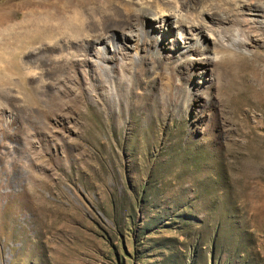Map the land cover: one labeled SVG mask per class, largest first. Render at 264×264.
Masks as SVG:
<instances>
[{"label": "rangeland", "instance_id": "1", "mask_svg": "<svg viewBox=\"0 0 264 264\" xmlns=\"http://www.w3.org/2000/svg\"><path fill=\"white\" fill-rule=\"evenodd\" d=\"M123 1L0 0V264H264V0Z\"/></svg>", "mask_w": 264, "mask_h": 264}, {"label": "bare ground", "instance_id": "2", "mask_svg": "<svg viewBox=\"0 0 264 264\" xmlns=\"http://www.w3.org/2000/svg\"><path fill=\"white\" fill-rule=\"evenodd\" d=\"M60 4H62L63 13L64 12H71L72 21L68 24V27L71 29L74 37L79 40L81 37L87 38V45L80 46V52L84 55L89 46L91 44L101 43L103 42L104 38L106 37L107 29L111 28L112 26H106L104 23L112 19V11L118 10L120 6L123 5L122 0H57ZM63 1V2H62ZM126 4H135L137 5V17L148 18L152 21L162 20L164 16L183 18L182 14L179 13V9L175 8L173 11H166L162 9L159 5L155 7V9L150 8L147 4L144 3V0H124ZM58 5V3H57ZM124 6V5H123ZM257 10L260 12H264V8L261 6L257 7ZM59 13V12H58ZM172 15H168V14ZM172 17V19H175ZM67 27V28H68ZM135 28V25L131 22H127L124 27L118 28L122 31V37H120L119 41H129L134 40L133 34L127 35V32H132ZM123 29V30H121ZM94 34V35H92ZM146 34V32H145ZM148 35V34H147ZM236 36H232L231 41L237 42V38L239 40L240 34L236 32ZM222 37V36H221ZM220 37V38H221ZM222 41H224L221 38ZM118 41V43H119ZM150 40H145V44L147 42L149 44ZM99 59L105 61L106 58L104 56H99ZM127 55H123L122 61L124 62L121 65V69L123 72H127L129 64L127 63Z\"/></svg>", "mask_w": 264, "mask_h": 264}]
</instances>
